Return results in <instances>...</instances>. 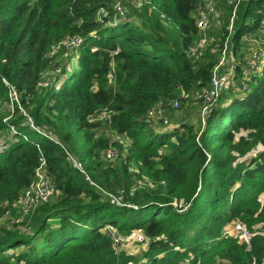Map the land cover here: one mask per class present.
Wrapping results in <instances>:
<instances>
[{
	"label": "trees",
	"instance_id": "1",
	"mask_svg": "<svg viewBox=\"0 0 264 264\" xmlns=\"http://www.w3.org/2000/svg\"><path fill=\"white\" fill-rule=\"evenodd\" d=\"M115 1L0 0V222L42 162L53 184L19 223L24 233L0 225V264H263V235L246 244L222 228L264 224V150L251 155L264 146V0H212L215 12L216 2L225 6L223 23L197 55L189 50L202 35L201 0H143L140 22L134 10L115 14ZM73 37L81 44L59 65L69 50L61 41ZM225 43L233 53L253 45L257 64L233 65L231 84L206 103L198 127L155 126L148 113L158 104L174 109L181 92L210 88ZM54 66L62 76L48 85ZM3 105L16 115L7 118ZM102 125L130 142L119 167L104 159L122 147L98 133ZM132 231L147 241L139 256L113 245Z\"/></svg>",
	"mask_w": 264,
	"mask_h": 264
},
{
	"label": "built area",
	"instance_id": "2",
	"mask_svg": "<svg viewBox=\"0 0 264 264\" xmlns=\"http://www.w3.org/2000/svg\"><path fill=\"white\" fill-rule=\"evenodd\" d=\"M141 0H136L135 3L140 2ZM236 3H238L240 0H234ZM122 5H120V1L116 0L112 7L115 11V14L122 15L124 10L121 8ZM124 9V8H123ZM234 12V11H233ZM98 17L106 15V10L104 8H100L97 12ZM216 15L215 8H214V2L212 0H201L196 8V26L198 30L201 32V37L196 40V43L194 46H192L189 50V53L191 55H197L198 51L203 48L207 43L212 42L214 39L211 35H207V31L210 30L212 26V18ZM230 28V27H229ZM79 44H81V39L78 37H73L72 39H63L61 41V45L65 46L67 49H75ZM225 47L221 51V59L218 61L217 65L214 67L212 72V77L210 81V88L203 90L200 93H196L194 95V98L200 99L201 104L203 105V108H206V103H209L215 96L219 94L221 90H226L229 85L231 84L232 79V70L226 73H219L218 68L224 63H226L228 60L226 58V43L224 45ZM59 46H56L53 48V50L50 52V54L57 50ZM10 100L17 102L16 97V91L14 87L10 88ZM180 96H185L184 92H181ZM170 106L174 109H177L179 107V100L178 98L172 99L170 102ZM22 112V110H19ZM154 111H160L158 109V106L154 107L151 111L148 113V117L150 120L154 121V119L151 118L152 112ZM161 118H158L159 120ZM166 122V120H164ZM30 127L33 128L35 131L40 132V128L34 126L32 123H30ZM50 135L53 138H56L54 135L50 133ZM118 155L117 151L114 148H108L104 152V159L106 161H111L113 158H115ZM74 166L80 167L79 162L77 159H71L70 161ZM88 177L86 176V179ZM53 191V184L51 182V179L49 175L46 173L44 169L43 162L38 166L34 171V182L33 185L30 186L21 196V198L18 201L19 210L18 215L14 218V221L19 224L24 220V217L29 214L33 210V208L38 204L39 200L45 196H48ZM112 197V200L119 203V198ZM263 235L264 236V224H257L253 227V229H249L245 226L244 223L240 221H232L230 224H227L222 229V235L228 236L231 238L237 239L239 242L249 243L250 240L255 235ZM113 245L115 248L118 247L120 244L121 238L118 236H113ZM140 240V242H143L146 244V239L144 238L143 234H140L137 238ZM185 264V263H182ZM264 264V263H263Z\"/></svg>",
	"mask_w": 264,
	"mask_h": 264
},
{
	"label": "rangeland",
	"instance_id": "3",
	"mask_svg": "<svg viewBox=\"0 0 264 264\" xmlns=\"http://www.w3.org/2000/svg\"><path fill=\"white\" fill-rule=\"evenodd\" d=\"M136 0H121L120 5L122 10H125L126 13L130 12L131 10L135 11V16L133 17L137 22H140L138 15L142 14V9L145 6V2L140 1L138 3H135ZM231 2H233L232 0H225L224 1V5L228 4L230 5ZM134 4V5H133ZM221 4L220 1L216 2V15L212 18V26L214 23H216V21H219V24L221 25L223 23V21H221V18L223 16V10L225 8V6ZM224 6V7H223ZM124 12V11H123ZM220 27V26H219ZM217 29V28H214ZM230 31V29H229ZM243 40H247L249 39V36H244L242 38ZM251 44H254V41L252 40L251 42H249ZM257 43L259 44L260 41H257ZM257 43H255L257 45ZM251 44H247L245 43L244 45H240L237 49L236 52L233 53V49L227 44V48H226V58H227V62L224 63V65L220 66L218 68V72L219 73H226L229 72L230 70H232V72H234V68L233 65H236L240 60V58H246L247 63L252 64H257L258 61V56L257 54L254 52L255 48L253 45ZM72 51L75 49H71ZM71 50H67V52L65 53H61L58 58H56V62L59 65H62L63 62L66 59V56H68V54L72 53ZM58 51V50H57ZM55 51V52H57ZM216 54V52H215ZM218 54V53H217ZM219 61L221 59V53H219ZM74 60H77V56L74 57ZM74 61V62H75ZM246 63V62H245ZM59 69L60 66L58 68L51 67L47 70L46 74H44V78L43 80L45 82H48V85H51L56 79V75H60V78L62 76V73H59ZM66 71L68 69H65ZM59 82H57L58 84ZM245 86L243 85V88ZM16 97L18 98V96L16 95ZM182 98V105L179 104L178 109H167V110H163L160 108L159 104H158V109L161 110L160 111H154L152 112L151 118L154 119L155 121V126L158 125H164L167 126V128H171L173 126H177L181 123H189V124H193L195 127H198L199 125V120H201V114H203L204 112V108L202 106V104L197 103V101L195 100V98L193 96H183ZM2 111L7 112L8 114L6 115L7 118L16 115L14 110H10L8 106H2ZM19 113L22 114L23 118L27 117V114H24V111L22 110V112L19 111ZM161 118L162 119V123H164V120H166V123L164 124H160L158 123L157 119ZM202 122V120H201ZM157 129V128H156ZM98 133H104V135L108 138H111L112 140H116V142H118L121 147H122V151L120 152V155L118 154L115 158H113V160L110 161L109 164H111L113 167H119L121 166V164L123 163V157L126 155L125 149L129 146L130 142L129 140L123 136V135H116L113 132H111L110 130L107 129V127H105L104 125L99 126L97 129ZM244 134V133H242ZM256 149L254 152H251V155H255V152H257V150L263 149L264 150V146H260L257 145ZM249 157V155H248ZM247 160V159H246ZM137 172L136 167L134 165H129L128 169H127V173L131 174V179L133 181H136V178L134 176V174ZM140 184V181L138 182ZM131 185H135V184H131ZM110 196V195H109ZM259 199L261 201H264V192L259 196ZM13 213H9L7 214L2 221L0 222V225L3 226L4 228H6L7 230L13 231V230H17L20 233H24L28 228L26 223H22V224H17L14 221L15 215H18V210H19V205L17 204V206H14L13 208ZM230 224V223H227ZM226 224V225H227ZM223 229V228H222ZM142 234L141 231H132L131 233L128 234H124V236L120 235V244L118 245V247L116 248L117 251L132 255V256H139L141 254V250L143 251L144 249H146V244L143 242H140V240H138V236Z\"/></svg>",
	"mask_w": 264,
	"mask_h": 264
}]
</instances>
